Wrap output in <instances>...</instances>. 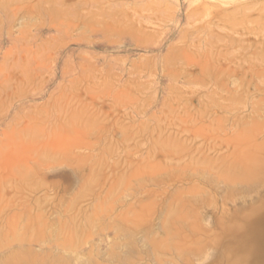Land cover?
Wrapping results in <instances>:
<instances>
[{
    "label": "rangeland",
    "instance_id": "1",
    "mask_svg": "<svg viewBox=\"0 0 264 264\" xmlns=\"http://www.w3.org/2000/svg\"><path fill=\"white\" fill-rule=\"evenodd\" d=\"M264 0H0V264H264Z\"/></svg>",
    "mask_w": 264,
    "mask_h": 264
},
{
    "label": "bare ground",
    "instance_id": "2",
    "mask_svg": "<svg viewBox=\"0 0 264 264\" xmlns=\"http://www.w3.org/2000/svg\"><path fill=\"white\" fill-rule=\"evenodd\" d=\"M256 214L258 215V218H260V222L264 225V205L259 210H256ZM259 238L261 242H264V235L262 233L259 235ZM260 251L264 252V243L261 244Z\"/></svg>",
    "mask_w": 264,
    "mask_h": 264
}]
</instances>
